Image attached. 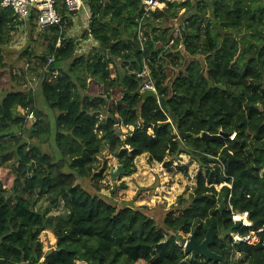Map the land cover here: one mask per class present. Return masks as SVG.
Wrapping results in <instances>:
<instances>
[{
	"label": "trees",
	"instance_id": "trees-1",
	"mask_svg": "<svg viewBox=\"0 0 264 264\" xmlns=\"http://www.w3.org/2000/svg\"><path fill=\"white\" fill-rule=\"evenodd\" d=\"M87 3L91 23L83 37L93 36L122 66L97 49L76 53L77 41L67 37L76 14L59 0L62 23L45 29L51 41L39 61L45 67L47 57L54 55L50 71L59 74L51 79L45 73L36 89L53 117L48 127L42 126L37 91L22 90L13 71L0 66V167L11 159L4 155L7 149H13L18 163L14 202L0 179V264H223L185 250L188 235L195 231L202 242L212 224L218 236L210 249L227 264L232 249L241 254L242 264H264L263 245H231L233 233L249 229L233 222V212H248L252 228H264V0H187L168 3L147 17L141 0ZM181 10L183 17L188 15L182 39L186 50L204 56L205 68L193 60L177 76L159 62L163 34H156L153 20L177 19ZM16 21L13 9L3 8L0 0V56ZM28 21L37 26L36 11ZM32 54L30 49L24 52ZM68 61V70L58 68ZM151 83L166 99V109L155 98L126 94ZM36 110L40 118L27 125L26 115ZM212 115L211 133L229 135L223 143L202 138ZM24 133L43 142L46 134L53 153L29 145ZM180 133L190 135L182 140ZM226 146L236 160L226 158ZM105 151L127 176L136 171L135 159L143 154L167 168L188 154L207 173L199 177L192 200L171 210L160 227L133 206L119 209L78 184L79 177L91 178L102 189L110 167L98 157ZM168 157L172 159L166 161ZM42 198L47 205L37 207ZM150 199L144 191L136 196L140 202ZM185 203L181 197L178 204ZM61 206L63 215L52 216ZM43 231L57 238L47 258Z\"/></svg>",
	"mask_w": 264,
	"mask_h": 264
},
{
	"label": "rangeland",
	"instance_id": "rangeland-1",
	"mask_svg": "<svg viewBox=\"0 0 264 264\" xmlns=\"http://www.w3.org/2000/svg\"><path fill=\"white\" fill-rule=\"evenodd\" d=\"M194 2H196V0H194ZM164 8L166 7H161V9ZM183 13L184 10H181L177 19L166 20L163 18H157L155 21L153 20V27L157 25L159 28L156 29V34H163V39L158 44V48L162 51L159 62L166 66L167 73H170L173 70L177 76L185 72L187 66L193 60H199L203 64L202 67L205 68L204 56H192L186 50V45L182 39L184 35L183 28L188 15L183 17ZM191 13H194V10H192L190 14ZM81 16L82 20H78L77 18L72 19L74 24L67 29V37L77 41L76 53L78 55H87L92 50L97 49L100 50L99 52L102 56L111 58L115 64L121 68V59L114 57L109 48L102 46L93 38V36L89 35L87 37H83L85 30L88 29L87 16L84 12ZM17 22L18 24L15 29L10 33L9 42L2 47L0 66L3 65L5 68L11 69L17 77V82H20L21 84L20 88L22 90L29 91L32 88L31 85H39L41 78L44 76L42 73L43 66L39 63V61H41L42 56H44V54L48 51L51 35H49L47 30L40 29L38 25L36 26L35 22V27L32 26L31 21H16V23ZM173 39H179L180 43L176 46L172 42ZM28 49H30L33 53L31 56L24 55V52ZM27 64H29L30 67H27ZM69 66L70 62L68 61L61 63L58 68L68 70ZM49 77L54 79L53 75H50ZM22 84H24L23 87ZM2 98L3 94L0 93V103ZM35 100L37 108L42 110L44 113L42 126L48 127L49 124H52L53 117L52 114L43 107V99L40 96L39 88L36 92ZM19 111L20 113H24L23 109H19ZM214 124L215 123L211 126V129ZM29 126H32V124H29ZM127 129V127H121V132L127 133ZM211 129L209 131V135H220L211 133ZM17 133L19 135L21 134L20 131ZM24 135H26L29 145L36 144L41 151L53 153V143L48 140L46 134H43V139L46 140L45 142L38 137L30 138L26 133H24ZM11 146H14V144L12 143ZM7 150L8 151L4 155H11V159L6 161L5 166H9L10 169L14 171L16 168L15 166H17L18 163H15L16 158L14 152L12 151L13 149ZM98 158L100 162L107 160L110 167V170H108L105 174L102 181V189L97 190L94 187V181L91 178L79 177L77 181L78 184L93 195H98L110 204L116 205L119 209L125 207L126 205L133 206L136 210H139L148 217L153 218L156 221V224L160 227L165 226L164 219L171 210L177 208V206L179 208L183 207L192 200V196L199 182V177L201 175H206L207 173V170L202 167L196 159L188 154H181L173 161L172 166L169 168L158 162H150L148 154H143L135 159L137 169L132 175L127 176L124 171L117 175V178L114 180L111 173L117 171L122 165L119 164L118 160L114 156L109 155L108 151L103 152V154ZM171 159L172 157H168L166 161H170ZM11 160L13 161L10 162ZM10 169L8 168L3 171V174H1V180L6 188V197L11 202H14L15 196L13 193L15 191H13L11 187L14 179L11 173H9ZM123 182L128 185L126 189H121L120 187ZM20 186L21 185H18V189ZM221 186L222 185L217 186V190H220ZM142 191L151 195V199L147 202H140L136 200V196ZM181 197H183L187 203L179 205L178 203ZM46 205L47 200L42 198L37 207L44 208ZM63 209L64 208L61 206L57 210L53 211L51 215L55 216V218H59L63 215ZM191 235L192 234L187 236L185 245L190 240ZM40 239L43 242L44 249L46 251L52 250V248L56 246L57 238L52 231H43L40 235ZM233 250L234 249H232L229 263L242 264L241 254ZM190 256H192V254H190ZM76 264H86V262L77 261Z\"/></svg>",
	"mask_w": 264,
	"mask_h": 264
},
{
	"label": "built area",
	"instance_id": "built-area-1",
	"mask_svg": "<svg viewBox=\"0 0 264 264\" xmlns=\"http://www.w3.org/2000/svg\"><path fill=\"white\" fill-rule=\"evenodd\" d=\"M65 3L69 12L74 14L85 13L87 16V28L91 23V14L88 8L87 0H61ZM187 0H141L142 7L144 9V17L149 16L152 12L161 9L162 6H166L168 3H182ZM59 0H1V6L3 8H11L14 11L16 18L20 22H27L34 11L37 12V25L40 29H47L54 26H61L62 15L57 9ZM179 32V31H178ZM175 42V39L172 40ZM60 41L57 46H60ZM48 62L43 67L42 73L53 75L54 79L57 78V71H50V65L55 62V56L49 55ZM27 67H30L27 64ZM31 90L37 91V84H32ZM153 89L156 90L153 83L143 85L142 90ZM37 121L36 111H31L26 115V123H34ZM232 220L235 223H241L242 227H249L248 231H237L231 236V245L233 247L241 245L249 246H264V228L255 229L252 228V222L248 212L238 213L233 212Z\"/></svg>",
	"mask_w": 264,
	"mask_h": 264
},
{
	"label": "water",
	"instance_id": "water-1",
	"mask_svg": "<svg viewBox=\"0 0 264 264\" xmlns=\"http://www.w3.org/2000/svg\"><path fill=\"white\" fill-rule=\"evenodd\" d=\"M142 88L143 86H140L135 92H130L129 90H126V94H129L130 96H140L144 100H147L149 98H155L158 100L161 108L166 109L167 101L164 97L159 96L156 90H153V89L142 90ZM36 116L38 120L40 118L38 110H36ZM213 123L214 121H213V115H212L210 117V125L207 128V130L203 133L202 138L206 141L217 140L223 143L224 140L229 137V135L226 133H222L218 136L209 135V131ZM189 135H190L189 133H180L179 137L180 139L184 140ZM224 150L226 153V158L229 159V161L236 160L233 154L229 151L227 146L224 148ZM121 172H124V168L122 166H120L117 171H114L111 173L112 178L115 180L117 178V175H119ZM223 208H224V205H222L221 210H223ZM217 236H218V232L213 224L209 227L206 237L202 242H199L197 240L196 232L194 231L190 237V240L185 245V250L188 254H192L193 257L197 255H201L208 259L214 260L216 262H222L223 264H227L223 256L219 255L218 253L210 249L211 245L214 244ZM221 237H224V235H222ZM50 253H51V250H48L45 254V258H47V256Z\"/></svg>",
	"mask_w": 264,
	"mask_h": 264
},
{
	"label": "crops",
	"instance_id": "crops-1",
	"mask_svg": "<svg viewBox=\"0 0 264 264\" xmlns=\"http://www.w3.org/2000/svg\"><path fill=\"white\" fill-rule=\"evenodd\" d=\"M88 8H89V5H88ZM83 13H81V14H76V16L74 17L75 19L77 18L78 20H80L81 18H82V15ZM91 14V13H90ZM82 20V19H81ZM13 160H11L10 162H12ZM6 163V162H5ZM5 163L0 167V179H2L1 178V174H3V171H5L6 169H10V167L9 166H5ZM5 167V168H4ZM15 167H17V166H15ZM14 167V168H15ZM9 173H11V175H12V177H13V179L15 178V176H14V173H13V171L10 169V172ZM14 181V180H13ZM12 187V186H11Z\"/></svg>",
	"mask_w": 264,
	"mask_h": 264
}]
</instances>
